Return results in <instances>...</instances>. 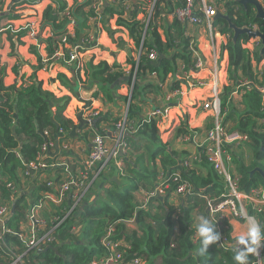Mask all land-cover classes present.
<instances>
[{
	"label": "trees",
	"instance_id": "16d2710c",
	"mask_svg": "<svg viewBox=\"0 0 264 264\" xmlns=\"http://www.w3.org/2000/svg\"><path fill=\"white\" fill-rule=\"evenodd\" d=\"M29 1L24 0L23 2ZM38 1L31 0L30 3ZM51 1L55 4V8L47 6L44 9L41 23L42 28L48 26L52 32V37L45 40L46 51L49 56L56 49L61 52L65 51L61 37L65 35L67 25L66 19L59 18L60 13L67 8L66 2L64 0ZM93 1L86 0L78 5L74 0L76 5L73 7V16L79 17L76 23V38H79L84 29L87 28L88 18L94 16L91 10L87 13L83 10L88 8ZM169 1L155 0L153 2L150 14L145 13L144 15L149 17L146 28L145 22L138 20L140 12L138 5L133 8V12H129L124 17V14L128 13V9L125 10L123 7H121L122 9L118 7L114 9V5L111 8V5L106 2L101 4L100 21L111 40H114L115 30L110 28L108 21L113 15H117V25L128 31L135 45L138 60L133 56H128L127 63L131 67L128 75H124L121 70L114 71L118 67L109 66L104 61L97 64L89 61L81 69L73 67L74 72L77 73L70 78L71 80H68L63 73H58L56 80L71 93L77 90L78 83H86L87 87L96 85L98 93L93 94V96L96 97L100 94L105 102L109 103L115 102L118 87L126 83L132 88L126 117L128 123H130L129 119L132 118V111L135 109L134 102L143 96L149 88L153 87L151 84L138 85V79L146 71L148 74L154 73L161 83L173 78L169 86L170 90L179 89L180 81L174 80L179 62L183 63L187 70L193 72L195 60L189 48L192 39L185 35V26L174 16L175 9L182 7L185 0H177L175 4H171ZM195 2L199 1L195 0ZM162 3L165 4V7L160 9ZM214 3L217 9L226 14L236 27L256 28L264 34V22L254 18V9L251 6L242 8L233 0H214ZM11 10L14 11L13 8ZM12 11H10V18H18L19 16L13 14ZM169 13H172L174 19L170 25L166 24L165 26L163 18ZM195 14L198 15V12ZM157 18H159L161 28L157 27ZM213 27L226 37L225 44L220 48L218 62L221 72L226 73L228 80L233 84L222 87L220 113L223 116L224 124L228 125L230 131H237L239 134L247 136L248 143L246 146L251 155V160H245L244 153L233 155L231 164L233 163L235 175L239 177V191L248 193L252 189H264V180L261 176L257 173L250 175V172L255 168L264 171V152L261 151V148L264 149V123L260 128L257 124L261 119L264 121V97L256 91L245 89L238 96L239 100H235L237 103L228 99L239 78H251L257 81V78L264 77H259L258 74L252 72L250 53L242 47V44L249 40L246 36H239L233 42V33L222 19L213 22ZM158 29L162 30V35ZM143 31H145L144 39ZM25 33L21 32L20 36ZM9 43L13 49L14 44L11 36H9ZM120 43L118 40L117 45ZM150 50L156 53V62L148 60L147 55ZM30 51L34 52L32 48ZM168 52L170 53L168 54ZM64 54L66 56L67 53ZM35 55L38 65L35 72L30 76L26 77L22 74L17 66L10 69L7 67L0 68V206L6 205L9 209H14L13 216L5 220L4 223V229L9 232L3 234L1 238L0 264H10L16 256L22 257L21 264H91L93 260L105 256L101 240L107 228L109 226L115 228L114 223L132 217L134 211L132 192L136 190L138 181L150 182L156 176L155 171L151 170L153 172L147 176L139 177L142 172L144 174L150 172L146 168L150 169L151 167H144L143 163L146 155H149L156 168L162 169L161 175L168 176V174L178 172L193 188L201 190L203 195L211 199H215L226 192L225 181L213 170L203 149L201 153L197 154L198 158L194 162L184 166L185 160L193 161V159L186 157L184 153L169 152L166 145L161 142L156 122H144L138 127L136 125V132L128 134L124 139L127 147L118 157L125 163L124 175H119L113 160L107 165L121 178V185L114 186V190H104L106 195L96 204L97 207L91 205L80 211V208H76L61 224L59 222L50 223L48 220V227H44L43 231L52 230V226H57L52 231L54 242L49 245L56 247V251L48 250L45 253H37L35 248L28 249L19 238V235L24 236L20 225L26 224L30 208L43 196L31 204L28 194L23 192L21 187V174L25 178H32L30 166L39 164L38 156L41 146L47 144L56 132L63 133L74 128L73 122L63 115L70 98L67 96L57 97L54 92L43 89L42 82L36 76V71L41 67L40 58L37 53ZM254 59L256 62H260L262 58L255 54ZM49 66L51 65L49 64ZM64 66L66 65L64 64ZM82 71L86 77L85 82L81 81L79 77V72ZM228 108L230 111H227ZM97 118L98 116L96 122ZM112 127L114 128V126ZM181 132L179 130L178 134ZM185 133L187 132H184L183 135ZM138 142L144 144L141 150L137 146ZM141 151L142 153L137 157L134 167L128 159L132 153ZM179 163H183L181 167H178ZM194 164L195 167H193ZM126 167L128 173H126ZM142 167H144L143 170ZM199 168H203L205 172H200ZM88 177L90 178L91 175ZM168 184L167 191L172 192L175 186L171 181ZM8 185H11L12 188H9ZM140 186L142 189L145 187L144 185L142 187L141 184ZM19 189L21 190L19 191ZM41 191L44 192V195L54 193L44 189ZM82 199H84V195L81 197ZM190 199L191 197L188 198V201ZM164 206L165 212L163 211L156 220L153 219V225L146 222L148 219L151 220V216L147 212H137L140 236L133 233L132 236L126 237L124 233H121L122 227L119 224L116 225L115 239L121 240L123 238L129 244V249H124L127 257L136 258L141 264H154V260L157 258H161L165 264H237L234 260L235 247L229 242L225 246L215 243L209 246L206 253H200V239L194 240L191 228L192 218L195 214L192 206L188 204L187 207L172 208L168 207L165 201ZM52 207L54 210L62 208ZM174 215H177L175 222L173 221ZM73 227H80L79 237L73 235ZM261 244L262 264H264V240L261 241ZM248 262L249 264H257L253 253L249 254Z\"/></svg>",
	"mask_w": 264,
	"mask_h": 264
},
{
	"label": "crops",
	"instance_id": "0c3cea01",
	"mask_svg": "<svg viewBox=\"0 0 264 264\" xmlns=\"http://www.w3.org/2000/svg\"><path fill=\"white\" fill-rule=\"evenodd\" d=\"M23 1L24 0H0V67L4 66L10 69L13 66H17L22 74L26 77L30 76L35 72L38 65L37 56L35 55V53H37L41 64L40 69L36 71L37 78L42 82L43 89L54 92L57 97L67 96L70 98L63 115L74 124L73 129L64 131L63 133L56 132L50 138L45 152L38 156L39 164L44 165V167H35V165L38 164L31 165L32 178H25L24 175L21 174V187L24 190L23 192L28 194L30 198L29 201L33 204L32 202L34 200L44 195V192L41 191L42 189L48 192H55L57 187L64 181H81L84 176H88L87 155L91 146L92 136L95 132L105 135L109 138L106 140L107 144L111 146V134L114 131L112 126L119 122L120 119L127 117L132 88L126 83L121 84L116 91L115 102L109 103L105 102L100 94L96 97L93 96V94L98 93V87L96 85L87 87L86 83H78L77 90L74 93H71L67 88L62 86L59 81L56 80V75L58 73H63L68 80H71L70 78L77 72L64 66L60 58V51L57 52L58 50L56 49L50 56L46 51L45 40L52 37V32L48 26L44 28L41 27L42 13L47 6L55 8V4H53L51 0H39L36 3H30L31 0L29 2ZM64 1L66 2L67 8L60 13L59 18L61 17L67 20L65 36L68 43L64 46L65 51H63V54L65 52L68 53L76 46L79 47L78 49L84 65L89 61H92L94 64L104 61L109 66H117L118 69L114 71L121 70L124 75H128L131 71V67L127 63V58L128 56L137 58L136 49L128 31L117 25L116 21L118 16L113 15L108 21L110 28L115 30L113 34L114 40H111L107 32L103 29L101 21L95 20L94 16L88 18L87 28L84 29L79 38H76V23L79 20L78 16H73V7H75L76 4H74V0ZM85 1L86 0H76V3L79 5ZM149 1L150 0H102V3H108L111 5V8L112 5H114V9L117 7L119 9H122L121 7L125 10L128 9V13H125L124 17H126L129 12H133V8L138 5L140 8L138 20L144 22V11L148 8ZM176 1L177 0H170L169 2L175 4ZM259 1L264 6V0ZM90 6L83 9L84 12L87 13L90 11ZM163 7H165V4L162 3L160 9ZM12 8L14 11L11 10ZM10 11L19 17L11 19ZM67 11L70 12L71 17L65 15ZM173 19L172 13L164 15L163 22L165 26L166 24L170 25ZM156 21L157 27L161 28L159 18H157ZM26 26L32 27L34 31L37 30V35L35 37L28 36L25 33L27 30L25 29ZM185 28V35L194 41L196 50L203 56L205 61H210L215 55L219 56L220 48L226 42L225 36L218 34L214 36V40L211 42L209 35L202 27L198 28L196 26L186 25ZM192 31H194V33ZM21 32L25 34L20 36ZM158 32L161 35L163 34L161 29H158ZM203 35L207 36V38H204ZM9 36L12 37L14 44L13 49H11L9 43ZM90 36L93 38L91 40L92 42L89 39ZM74 38H76V41H74ZM118 40L121 42L120 45H117ZM214 42L216 46H214ZM30 48H32L34 52H31ZM169 53L170 52H168V54ZM49 64L51 66H49ZM251 69L252 72L255 73L256 66L253 62H251ZM79 77L81 81L85 82L86 77L84 71L79 72ZM220 78L223 86L233 85L228 80L227 74L222 73ZM172 81L173 79H168L164 83H161L154 73L148 74L147 71L138 79L139 86L151 84L153 87L149 88L143 96H140L138 100L134 102L135 109L132 111V118L129 119L132 126L138 125L139 121L146 118L154 108L163 105L165 97L171 92L169 86ZM185 97L178 96V100H181L178 106H176L177 102L175 100L173 103L171 102L173 108H171L168 117L156 122V126L159 131L161 142L166 145L168 151H174L178 154L184 153L186 157L193 159V161H189L192 163L198 158L197 154L202 152L201 148L205 133L210 128L211 123L205 124L204 122L210 118L209 112L202 109V104L206 96H204L201 91L194 90L189 96ZM89 107L98 112L97 122L94 126L85 125L82 118L83 109H87L85 111L86 115L89 113ZM111 123L113 124L111 125ZM257 124L260 125V121ZM179 130L182 132L178 134ZM184 132L187 133L183 135ZM235 134L239 133L237 131H232L229 133V136H234ZM247 143L238 145L230 143L228 145V150L231 153V160L235 154L246 153L245 147ZM137 146L141 150L144 144L138 142ZM141 153L142 151L132 153V156L128 159L131 161V165L134 166L137 157ZM244 159L246 160L247 158L244 157ZM186 161L187 160L183 163ZM143 163L144 167H151L150 169L146 168V170L150 172L145 174L142 172L139 177L142 178L144 175L147 176L153 171H155L156 176L154 180L148 181L149 183L146 181L144 183L138 181L136 190L132 192V204L134 206L132 217L114 223L115 228L116 225L119 224L122 227L121 233H124L126 237L132 236L133 233L140 236V225L137 220L138 211L147 212L151 216V220L148 219L146 222L147 224L153 225V219L156 220L161 216L163 211L165 212L164 201L168 207L172 208L178 206L187 207L189 204L195 211L191 227L193 230V238L194 240L200 239L197 235L200 217H205L209 220L210 224H212L209 205V200L211 198L203 195L201 190H197L193 187V194L190 196H180L168 192V188L160 186L162 169L156 168L154 162L150 160L149 155L144 156ZM182 164L179 163L178 167H181ZM231 166L232 168L234 167L233 163ZM144 167H142V170ZM193 167H195V164ZM199 169L200 172H205L203 168ZM125 170L126 173H128L127 167ZM121 182L122 180L118 174L113 169H109L107 175L94 179L85 193H83L82 190L80 191V187L72 189L61 205H55L57 208L62 207L60 209L54 210L52 207L53 205L46 200L42 205V209L37 213V217L35 218L36 225L43 231L46 226L48 227L49 221L51 223L54 218H59L60 215L63 216V214L66 213L68 217L76 208H80V211L91 205L97 207L98 205L96 204H98L101 199H104L103 196L106 195L104 190H114V186H120ZM47 183H50V186H47ZM140 184L142 187L143 185L145 186L143 187L144 189L141 188ZM20 190L21 189H19V191ZM83 195L84 199L75 207V199ZM190 197L191 199L188 201ZM66 207L69 208L67 209ZM96 207L93 208L95 209ZM114 207L116 206L114 205ZM176 219L177 215H174L173 221L175 222ZM227 224L229 226V233L235 236H246L249 231L247 225H241L236 220L230 219L227 221ZM29 228L30 225L28 222H26L25 225H20V229L23 230V233ZM72 233L74 236L79 237L80 227L74 228ZM121 241L126 243L123 238ZM154 264L165 263L161 258H157L154 260Z\"/></svg>",
	"mask_w": 264,
	"mask_h": 264
},
{
	"label": "built area",
	"instance_id": "2783aa9c",
	"mask_svg": "<svg viewBox=\"0 0 264 264\" xmlns=\"http://www.w3.org/2000/svg\"><path fill=\"white\" fill-rule=\"evenodd\" d=\"M101 4L102 0H94L90 6V10L94 13L95 20H100L99 14ZM196 12H198L199 16L195 14ZM65 15L71 17L70 12L68 11L65 12ZM215 15L216 9L210 5L207 0H200L199 2H195V0H185L182 7H179L174 11V16L181 24H184L185 26H196L198 28L202 27V29L209 35L211 42H213L214 36H217L218 34L224 36L213 27V17ZM148 22L149 17L145 23V28L147 27ZM25 29H27L26 34L28 36H36L34 35V29L32 27L26 26ZM144 38L145 31H143V39ZM89 39L91 41L93 39L92 36H90ZM249 42L251 43L249 45L250 47L243 48H246L249 51L251 58H254V54L258 52L260 44L257 40H250ZM61 43L63 45L67 43L65 35L61 37ZM248 43L246 45H248ZM78 48L79 47L74 46L68 52L67 57L60 50L57 51H60V58L66 67H74L75 69L83 68L84 63L82 62ZM189 48L195 60L194 71L191 72L187 70L184 64L179 62L175 75L176 78H174L175 81H180L179 89L169 92L164 99L163 105L154 108L146 120H142L141 123H149L150 121L158 122L167 118L171 108H173L171 102L173 103L175 100L177 102L176 106L180 103L181 100H178V96H189L194 90L201 91L203 95L206 96L202 104V109L209 112V117L212 119L210 121L211 126L205 133L201 149H204L208 161L213 166L216 173L223 178L226 186L225 193L215 199L209 200L211 222L220 233V239L216 243L220 246H225V244L229 242L236 247V240L239 236L229 233L227 221L230 219L236 220L241 225H247L249 229L253 225H261L262 229H264V189H252L248 193L239 191V177L235 175L231 166L232 160L228 145L230 143H235L237 145L247 143L248 138L245 134L229 136V133L224 126L223 116L220 113V98L223 93V85L219 76L220 68L218 56L215 55L210 61H205L203 56L193 46V41L190 42ZM147 57L151 62L157 60V55L153 50L148 52ZM252 62L258 66L254 74H258L259 77H264V59L260 60V62H256L252 59ZM205 71H209L207 75L204 74ZM245 89L256 91L264 97V78H257V81H255L251 78L241 77L236 82L234 90L231 92L228 99H232L233 96H240ZM96 115L97 112L92 110V112L86 115L87 121L90 122L91 118L96 117ZM263 123L264 121L261 119L259 126H262ZM135 131V127L130 126L123 118V120H120L115 125V135L111 147L107 145L105 138L101 135H95L92 138L91 147L87 155V170L90 171L93 179L109 169L107 165L110 160L114 161V165L119 175H124L122 160L118 157L121 156L127 147L124 135ZM46 147L47 144L42 145L40 153H43L46 150ZM188 164H190L189 161L185 162L184 166H187ZM35 167L41 168L44 167V165L38 164L35 165ZM83 180H87L85 176L83 177ZM83 180L79 183L75 181L63 182L55 193L43 195V197L31 207L27 215V222L29 223L30 228L24 232V236L19 235L20 240L28 249L44 248V246H48L54 242L52 231L57 226H52V230H46L44 232L41 231L35 222L37 213L42 209L43 203L48 200L52 205H60L73 187L83 186ZM169 181L175 186L172 193L180 196H190L193 194L191 184L187 180H184L180 173L175 172L168 176L161 175L160 186L168 188ZM47 186H50V183H47ZM8 187L12 188L11 185H8ZM8 212L9 208L6 205L0 206V240L3 234L9 232L4 229V223L7 219ZM66 218L67 214L65 213L59 218H54L52 222H59V224H61ZM101 246L105 250V256L92 261L91 264H141L138 259L127 257L125 250L129 249V244L122 243L120 240L115 239V229L113 226H110L105 232L101 240ZM261 246L262 244L260 243L257 252L253 253L257 264H262ZM21 260L22 257L16 256L12 259L10 264H21Z\"/></svg>",
	"mask_w": 264,
	"mask_h": 264
},
{
	"label": "clouds",
	"instance_id": "9594fccd",
	"mask_svg": "<svg viewBox=\"0 0 264 264\" xmlns=\"http://www.w3.org/2000/svg\"><path fill=\"white\" fill-rule=\"evenodd\" d=\"M155 1V0H154ZM153 1V2H154ZM196 1H198V0H196ZM234 1V0H233ZM207 2L209 3V0H207ZM210 5H212L216 10H218L217 9V7L215 6V3H209ZM219 11V10H218ZM221 12V11H220ZM222 13V12H221ZM224 14V13H223ZM182 25H184V24H182ZM185 26V25H184ZM253 30H256V28H253ZM250 40H257L258 42H259V44H260V41L258 40V39H249L247 42H245V43H243L242 44V47H244ZM193 41V40H192ZM191 42V41H190ZM67 43H68V41H67ZM66 43V44H67ZM65 44V45H66ZM64 45V46H65ZM190 45V44H189ZM193 46L195 47V45H194V41H193ZM261 46V45H260ZM260 48V47H259ZM196 49V48H195ZM244 49H246V48H244ZM247 50V49H246ZM258 51H259V49H258ZM249 52V51H248ZM63 53V52H62ZM68 54V53H67ZM67 54H66V57H67ZM255 54H257L258 55V52H256ZM254 54V55H255ZM65 55V54H64ZM259 56V55H258ZM251 57V56H250ZM262 59H264V57H261ZM252 59L255 61V59L254 58H251V62H252ZM261 59V60H262ZM137 60H138V58H137ZM63 62V61H62ZM66 67V66H65ZM178 67V66H177ZM66 68H68V67H66ZM71 69H73V68H71ZM74 71V70H73ZM240 79V78H239ZM84 111H82V118H83V120H84V122H85V125L86 124H88V126H91L90 125V122L92 121V120H96V117L98 116V112L95 110V109H92V108H90L89 107V113L90 112H92V110L93 111H96L97 112V115H96V117H93V118H91V120H90V122H88L87 121V119H86V115H88V114H86L85 115V111L87 110V109H83ZM144 119H146V118H144ZM121 120H123V119H121ZM124 120H126V117L124 118ZM120 121V120H119ZM260 121V120H259ZM127 122V121H126ZM141 122H142V120H140L139 121V124L137 125V127L141 124ZM156 122V121H155ZM118 123V122H117ZM117 123H115V125L117 124ZM128 123V122H127ZM130 126H132V124L131 123H128ZM115 125H114V131H113V133L111 134V142H112V144H113V139H114V135H115ZM133 127H135V126H133ZM136 132V131H135ZM135 132H132V133H127V134H125L124 135V138H126L125 136H127L128 134H134ZM58 133H61V132H58ZM95 135H101V136H103L104 138H105V140H107V139H109V138H107L105 135H103V134H100V133H97V132H95L94 134H93V136H92V138L95 136ZM92 140V139H91ZM107 143V142H106ZM48 142H47V146H48ZM112 144H111V146H112ZM108 145V144H107ZM109 146V145H108ZM110 146V147H111ZM91 147V146H90ZM47 148V147H46ZM204 150V149H203ZM45 152V151H44ZM43 152V153H44ZM43 153H40V155L41 154H43ZM39 155V156H40ZM111 161V160H110ZM109 161V162H110ZM187 162V161H186ZM108 171H109V169L107 170V171H105L106 173H108ZM89 173H88V176L89 175H91V177L89 178L88 176H85V178L87 179L86 181H84L83 179V186H81L80 188V191L82 190L83 191V193H85L86 192V190L89 188V186L91 185V183H92V181L94 180V179H98L99 178V176L98 177H96V178H94L93 179V176H92V174L90 173V171H88ZM104 172H102V174H103ZM102 174H101V176H102ZM67 181H73V180H67ZM65 182V181H64ZM76 182H80V181H76ZM63 183V182H62ZM47 185V184H46ZM60 186V185H59ZM59 186L57 187V189L59 188ZM85 186V187H84ZM79 187V186H78ZM78 187H73L72 189H75V188H78ZM56 189V190H57ZM71 189V190H72ZM70 190V191H71ZM70 191L68 192V193H70ZM56 192V191H55ZM54 192V193H55ZM81 197L82 196H80V197H78V198H76L75 200V205L76 206H78L79 205V203L81 202ZM63 203V202H62ZM61 203V204H62ZM60 204V205H61ZM53 206H55V205H53ZM31 209V208H30ZM11 209H9V211H10ZM9 216V215H8ZM8 216H7V218H8ZM7 220V219H6ZM110 227V226H109ZM108 227V228H109ZM114 227V226H113ZM107 228V229H108ZM115 229V228H114ZM107 231V230H106ZM197 235L199 236V238H200V243H201V247H200V249H199V251H200V253L201 254H204V253H206L207 251H208V248H209V246L210 245H213V244H215L219 239H220V233L217 231V229L215 228V226H213L212 224H210V222H209V220L208 219H206L205 217H200V220H199V225H198V227H197ZM262 240H264V229H262V227L260 226V225H253L250 229H249V231L247 232V235L246 236H239L238 238H237V240H236V247H235V249H234V251L236 252V254H235V256H234V260L237 262V264H249V262H248V256H249V254H252V253H256L257 252V250H258V247H259V245H260V243H261V241ZM121 241V240H120ZM122 243H124L123 241H121ZM100 259V258H99ZM94 261V260H93Z\"/></svg>",
	"mask_w": 264,
	"mask_h": 264
},
{
	"label": "water",
	"instance_id": "95a60500",
	"mask_svg": "<svg viewBox=\"0 0 264 264\" xmlns=\"http://www.w3.org/2000/svg\"><path fill=\"white\" fill-rule=\"evenodd\" d=\"M209 2L214 3V0H209ZM234 2L237 3L239 6H241L242 8L251 6L254 9V18L264 22V6L261 4L259 0H234ZM218 19H222L227 23L228 29L231 30L233 33V36H232L233 42H235L239 36H246L248 39H258L261 45L258 51V55L259 57H264V34L263 33H261L259 30H253L251 28H238L231 22L230 18L226 14H223L220 11L216 10V15L213 17V22L217 21ZM95 123H96V120H92L90 122V125L94 126ZM261 151L264 152V149L261 148ZM255 173L259 174L261 178L264 179V171L262 169L255 168L250 172V175H253ZM13 214H14V209L12 208L7 219L11 218ZM48 250L56 251L57 248L48 245L44 248H38L36 252L45 253Z\"/></svg>",
	"mask_w": 264,
	"mask_h": 264
},
{
	"label": "rangeland",
	"instance_id": "374dc122",
	"mask_svg": "<svg viewBox=\"0 0 264 264\" xmlns=\"http://www.w3.org/2000/svg\"><path fill=\"white\" fill-rule=\"evenodd\" d=\"M152 4H153V1H149V3H148V8L146 9V11H144V15H145V13L146 14H150V11H151V8H152ZM147 16H144V22L146 23V21H147ZM206 29V28H205ZM193 33H194V31H192ZM191 32V33H192ZM34 35H37V30L36 31H34ZM203 37L204 38H207V36H205V35H203ZM34 39V38H33ZM208 41V40H207ZM251 43L249 42L248 43V45H246V46H244V47H250L249 45H250ZM214 46H216V43L214 42ZM218 58H219V56H218ZM254 64V63H253ZM255 65V64H254ZM256 66V65H255ZM2 67H4V66H2ZM2 67H0V68H2ZM257 68H258V66H256V70H257ZM208 72L209 71H205L204 72V74H208ZM222 73L223 72H221V70H220V73H219V76L220 75H222ZM226 74V73H225ZM38 79V78H37ZM39 80V79H38ZM236 99H238L239 100V97L238 96H233L232 97V99H230L231 100V102H233L234 101V103H237L235 100ZM227 111H230V108H228V110ZM148 117V116H147ZM146 117V118H147ZM211 117L210 118H208V120H206V121H204L205 122V124H207V123H210V121H211ZM121 120V119H120ZM223 122H224V120H223ZM113 123H111V125H112ZM224 126H225V128L227 129V132L228 133H230V132H232V131H230V128L228 127V125H225L224 124ZM245 150H246V153L244 154V157H246L247 159H249V160H251V155H250V151L248 150V148H247V146L245 147ZM122 166L123 167H125V163L123 162V160H122ZM105 175H107V173L106 172H104L103 174H102V176H105ZM85 187V186H84ZM11 211V210H10ZM10 211L7 213V216L10 214ZM0 244H2V241L0 240Z\"/></svg>",
	"mask_w": 264,
	"mask_h": 264
},
{
	"label": "flooded vegetation",
	"instance_id": "af4514ba",
	"mask_svg": "<svg viewBox=\"0 0 264 264\" xmlns=\"http://www.w3.org/2000/svg\"><path fill=\"white\" fill-rule=\"evenodd\" d=\"M233 36V35H232ZM264 180V179H263Z\"/></svg>",
	"mask_w": 264,
	"mask_h": 264
}]
</instances>
